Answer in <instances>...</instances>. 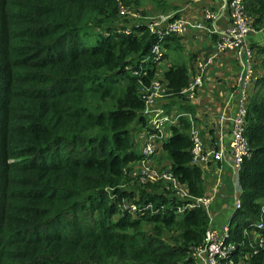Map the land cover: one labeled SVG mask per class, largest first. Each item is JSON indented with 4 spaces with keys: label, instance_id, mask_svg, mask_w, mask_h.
Listing matches in <instances>:
<instances>
[{
    "label": "trees",
    "instance_id": "1",
    "mask_svg": "<svg viewBox=\"0 0 264 264\" xmlns=\"http://www.w3.org/2000/svg\"><path fill=\"white\" fill-rule=\"evenodd\" d=\"M142 1L0 0V264H195L205 210L178 198L168 181L130 174L146 129L143 87L159 78L160 105L179 116L152 166L167 169L189 196L205 194L203 171L190 163L185 114L195 127L197 118L180 93L193 75L179 58L182 36L159 38L147 22L129 23V11L118 14L119 4ZM148 1L160 13L176 9ZM244 9L254 28L264 25V0H244ZM253 48L240 208L229 221L233 255L249 251L241 230L264 206V45ZM165 50L175 56L158 74ZM249 253L244 264L264 261L263 249Z\"/></svg>",
    "mask_w": 264,
    "mask_h": 264
},
{
    "label": "built area",
    "instance_id": "2",
    "mask_svg": "<svg viewBox=\"0 0 264 264\" xmlns=\"http://www.w3.org/2000/svg\"><path fill=\"white\" fill-rule=\"evenodd\" d=\"M198 0H186L188 3H195ZM220 8L227 10V24L222 31L215 30L212 25L213 20L217 17V11L206 8L201 13L200 22L194 23L192 27L202 29L207 32L216 33L213 40V55L220 52H233L239 65V74L236 78L237 84L241 90L238 92V108L235 116L232 119V139L229 141L227 154L231 157L233 172L236 175L239 170L242 159L247 155V145L243 137V124L245 114V87L246 84L254 80L252 75L250 58L252 55L251 48L247 45L245 37L248 33L255 31L251 25V18L245 12L244 0H223ZM119 15H125L128 10L121 4L117 7ZM138 17V15H133ZM171 13L158 14L149 19L148 29L155 32L157 37L162 38L167 35H175L181 37L187 30V21L184 18L176 17L170 19ZM204 21L210 25L206 26ZM152 59L159 60L160 50L157 45L153 46ZM249 58V59H248ZM161 60L157 63L159 64ZM205 69V63L197 62L194 67L193 75L185 87L180 90V93L185 98L191 99L196 94L201 85L202 74ZM135 72H133L134 74ZM159 78H154L149 85L143 87L142 101L143 106L141 113L146 118V129L141 132L140 145L138 147L139 160L135 173L131 175H139L142 181L147 180H165L171 185L174 194L178 198H190L194 203L205 210L209 214L210 205L214 199L213 195H203L200 197H191L187 192L177 184L171 173L165 170H158L152 166L151 160L158 153L159 143L168 138L170 134V126L176 123L179 114H168L160 105V100L164 98L165 86ZM190 123L189 138L191 146L189 149L190 163L203 168L210 163L220 162L225 151L221 147L214 149L205 148L199 130L191 121V114H185ZM137 163V162H136ZM238 185V184H237ZM237 194L234 199L233 211L240 208L239 202V187L237 186ZM121 208H128L130 212H134L136 207L132 204L126 205L122 202ZM261 216L254 221L251 229L243 228L241 230V245L246 246L250 250H264V206L260 208ZM209 219V218H208ZM229 223L223 225L220 232H215L209 227L205 230L203 243L194 251L195 264L196 260H200L201 264H244V260L252 253L237 252L232 254L235 244L230 241ZM264 264V261L261 263Z\"/></svg>",
    "mask_w": 264,
    "mask_h": 264
},
{
    "label": "crops",
    "instance_id": "3",
    "mask_svg": "<svg viewBox=\"0 0 264 264\" xmlns=\"http://www.w3.org/2000/svg\"><path fill=\"white\" fill-rule=\"evenodd\" d=\"M166 1L176 7L175 10L170 11L171 14L177 13V17L187 21V30L181 39L182 49L185 51L189 45L194 52H191V55L187 57L179 55V58L188 61V73L192 75L197 62L205 63L201 85L194 97L190 99V103L194 107L193 114L197 118L196 125L205 148L221 147L225 151L220 162L210 163L201 168L205 186L204 195H213L214 197L209 208L208 227L215 232H220L221 227L229 223L234 212L233 204L238 186L227 149L229 141L232 139V119L238 108V92L241 90L236 82L239 65L232 51L213 55V40L216 33L196 29L192 26L194 23L200 22L202 11L209 8L219 12L212 25L216 32L222 31L228 20L227 10L220 8L223 0H198L195 3H188L186 0ZM204 24L210 25L207 21H204ZM256 31L257 33L264 32V25L255 28L253 33ZM245 41L251 48V52H253L254 46L264 45L263 38L260 42H256L252 38L247 40L245 37ZM168 51H164L167 58L161 60L160 66L157 64L158 74H161L164 67L171 62L170 58L172 57L169 56ZM250 61V65H257L258 58L253 56ZM254 72H257V68L254 69ZM191 75L189 76L191 77ZM244 87L247 92H250L251 82ZM166 164L167 161L163 160L162 165L166 166ZM196 264H201V261L196 260Z\"/></svg>",
    "mask_w": 264,
    "mask_h": 264
},
{
    "label": "rangeland",
    "instance_id": "4",
    "mask_svg": "<svg viewBox=\"0 0 264 264\" xmlns=\"http://www.w3.org/2000/svg\"><path fill=\"white\" fill-rule=\"evenodd\" d=\"M130 13H132V17H130L129 19V23L131 22H134V21H138L137 19L141 20V21H145V22H149V19L151 17H154L158 14H163V13H160V12H157L153 7H152V4L148 1V0H143L141 2V4L136 7L135 9H131V8H126ZM167 13H170L167 12ZM138 15L137 18H134L133 15ZM173 14V13H172ZM250 38H252L253 41H256V42H260L263 38V42H264V32L261 31V32H250L248 34V36H246V39L249 40ZM264 44V43H263ZM182 45V44H181ZM182 47V46H181ZM169 52V56L170 57H173L175 56V52L173 51H168ZM191 52H194L193 48H190L189 45L187 47V49L184 51L183 49L179 51V55L180 57L182 55H184L185 57L187 56H190L191 55ZM195 56V55H194ZM164 58H167V55L164 57ZM193 59V58H192ZM170 60L172 61V58H170ZM181 61L187 66L188 64V61H185L184 58L181 59ZM193 61H195V59H193ZM160 66V64H159ZM189 75H191V73H189ZM248 90H249V87H248ZM245 103H246V100H247V97L249 95V92H247L245 89ZM245 108V107H244ZM118 205L122 206V203L118 202Z\"/></svg>",
    "mask_w": 264,
    "mask_h": 264
}]
</instances>
